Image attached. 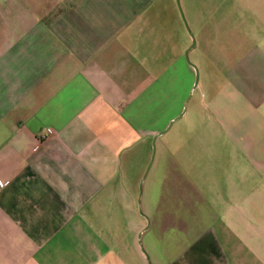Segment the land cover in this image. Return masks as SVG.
<instances>
[{"label": "crops", "instance_id": "obj_1", "mask_svg": "<svg viewBox=\"0 0 264 264\" xmlns=\"http://www.w3.org/2000/svg\"><path fill=\"white\" fill-rule=\"evenodd\" d=\"M155 2L0 0V264H264V0Z\"/></svg>", "mask_w": 264, "mask_h": 264}, {"label": "rangeland", "instance_id": "obj_2", "mask_svg": "<svg viewBox=\"0 0 264 264\" xmlns=\"http://www.w3.org/2000/svg\"><path fill=\"white\" fill-rule=\"evenodd\" d=\"M161 1L163 0H156L155 3L158 4L157 8L160 6L162 7V4H163V9H165L164 11L166 12L164 18L168 20V17H169L170 22H171V28L173 30H175L176 32H177L176 29L178 28L181 30V34H182L181 39L184 40V38H186V46L190 44L191 39L194 40L192 47L188 49L187 51V58L189 61H192V63H194V65L196 66L197 81H198L199 77L202 76L204 66L207 64L205 57L208 56V53L210 51V40L209 39L211 37L212 32L211 31H196L195 28H192V29L189 28V27H192V25L189 23L187 24V27L190 30L191 35L189 34V31L184 32L185 25L181 21V16L179 13L178 6L176 4V0H164L162 3ZM186 1H191V0H178L182 8V12L186 11L185 10ZM223 17L228 18L227 19L228 21H233L234 19H236L235 18L236 16H223ZM185 20H188V18H185ZM176 32H174L175 35H176ZM219 33H223V32H219ZM172 39H175V38H172ZM183 49L184 48H182V51ZM150 148H152L151 143H150Z\"/></svg>", "mask_w": 264, "mask_h": 264}, {"label": "water", "instance_id": "obj_3", "mask_svg": "<svg viewBox=\"0 0 264 264\" xmlns=\"http://www.w3.org/2000/svg\"><path fill=\"white\" fill-rule=\"evenodd\" d=\"M176 4H177V6H178L179 13H180L181 19H182V21H183V24L185 25L187 31H189V34H190V30H189L188 27H187L186 20H185V18H184V15H183V13H182V10H181V8H180V5H179L178 0H176ZM190 35H191V34H190ZM193 43H194V40L191 39L190 44H188V46H187V47L184 49V51H183V56H184V58L187 60V62H189V63L193 66V68H194V70H195V80H194V83H196V79H197L196 68H195L194 64L191 63V62L188 60V58H187V51H188V49H190V48L192 47ZM169 123H170V121H169L168 124L163 128V130L166 129V128L168 127ZM163 130H161L160 132H162ZM148 264H149V262H148Z\"/></svg>", "mask_w": 264, "mask_h": 264}, {"label": "built area", "instance_id": "obj_4", "mask_svg": "<svg viewBox=\"0 0 264 264\" xmlns=\"http://www.w3.org/2000/svg\"><path fill=\"white\" fill-rule=\"evenodd\" d=\"M2 183H3V181H2V180H0V186L2 185Z\"/></svg>", "mask_w": 264, "mask_h": 264}]
</instances>
